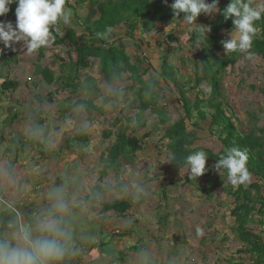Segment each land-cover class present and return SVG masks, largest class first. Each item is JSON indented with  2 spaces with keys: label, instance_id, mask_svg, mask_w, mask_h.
I'll return each instance as SVG.
<instances>
[{
  "label": "rangeland",
  "instance_id": "obj_1",
  "mask_svg": "<svg viewBox=\"0 0 264 264\" xmlns=\"http://www.w3.org/2000/svg\"><path fill=\"white\" fill-rule=\"evenodd\" d=\"M77 1L73 0L72 4ZM250 2L254 7L264 6V0ZM85 6L88 9V3ZM216 13L211 16L201 14L196 24H189L182 18L157 25L149 35H145L141 28L134 32V37L126 35L125 30H117L120 38L115 39L116 43L124 44L131 55V62H135L138 56L141 58L139 70L142 79L156 80L157 98L166 105L165 114L171 122L184 115V101L178 88L172 83L168 85L160 77V64L167 55L170 64L180 68L177 77L185 86L190 101L195 102L198 97L207 102L210 86L206 82L197 86L195 81V62L203 55V42L191 43L189 33L197 25L209 27V21ZM77 29L85 30L80 26ZM235 31L231 33L235 34ZM170 34H174L175 41L168 39ZM222 37H229V34L222 31ZM217 53L226 55L223 45ZM75 60L76 52L72 43L67 41L62 48L56 47L55 52L49 51L45 63L57 76L63 73L68 62L74 64ZM148 66L149 72L144 73V68ZM34 70L35 66L30 70L24 65L15 67L17 74L34 77L33 82L28 84L22 76H19V81L11 77L14 79L11 81L18 82L21 87L9 89L11 116L8 121H11V132H8V124L5 123L4 130L0 131V144L7 141L14 146L11 140L14 138L19 148L16 151L10 147V154L0 159V184H3L0 206L11 207L20 220L21 215L30 217L32 223L34 211L31 204L42 210L43 199H47L52 203L53 212H60L61 215L67 212L69 204L73 216H85L95 224L91 225L93 236L82 242L86 241L84 244L89 246L80 244L84 248L99 244L100 231L105 233L104 243L111 240L108 232L112 230L130 232L124 237H114L103 246L104 249L98 245L97 254L87 257L90 260L93 258L96 264H256V254L249 251L251 245L239 237L232 214L236 204L228 189L236 190L238 186L234 187L225 174L221 177L210 157L207 159L210 164L208 171L199 178L190 179L189 165L176 174L167 171L170 153L168 140L162 138L164 125L158 114L148 110L144 114L145 126L137 127L136 115L140 104L136 91L141 85L130 77V73L108 85L103 80L97 61L92 70L80 71L77 79L82 82L93 76L96 85L89 92L81 90L71 95L72 88L64 90L59 82H38L39 77L32 73ZM70 74L75 76L74 69ZM131 85L134 89L129 87ZM0 90L7 91L1 89V85ZM221 90L219 101L238 129L258 134L264 128V59L237 53L235 62L226 66ZM90 98L97 107H90L87 103L75 104L77 99ZM199 108L193 110L192 117L185 118L187 129L196 131L195 146L201 145L217 153L223 147L219 133L216 128H209L210 114L203 119L199 113L200 110L211 113V109L202 104ZM42 119L44 122L41 124ZM82 130L87 132V141L75 139ZM122 130L140 138L142 147L135 152L132 162H122L119 168L104 170L106 163L101 158L102 154L107 153ZM9 133L11 138L8 139ZM2 135L6 140L1 138ZM68 142L69 147L66 146ZM15 158L17 162L11 168V174L4 173L6 162H13ZM96 186L101 187L102 192L93 194ZM130 196L132 207L126 216L101 211L103 204ZM87 197L88 200H85ZM141 199L143 201L138 203ZM57 202H62V209L56 207ZM45 208L51 213L49 207ZM103 220L105 224L102 227ZM248 226L264 240L257 212L253 213ZM11 228H16V225H11ZM76 231L71 233L72 238H83L84 234L77 236ZM7 238L11 243V237L7 235ZM16 239L18 243H27L18 248L30 247L31 240H25L19 233ZM135 244L142 246L141 251L134 250L124 262H120L121 252ZM81 252H85L84 249ZM74 253L69 248L58 260L63 258L64 264L74 263L75 260L92 264ZM104 254L107 263L100 262Z\"/></svg>",
  "mask_w": 264,
  "mask_h": 264
},
{
  "label": "trees",
  "instance_id": "obj_2",
  "mask_svg": "<svg viewBox=\"0 0 264 264\" xmlns=\"http://www.w3.org/2000/svg\"><path fill=\"white\" fill-rule=\"evenodd\" d=\"M80 1V2H79ZM211 2V0H209ZM89 13L83 24L84 31L80 35L72 29L68 28L65 34H57L55 42L57 45H63L67 41L71 42L76 52V60L71 64L68 62L67 67L64 68L57 78V82L61 83V87L65 89L72 88L71 95L78 92L91 90L96 85V78L93 76L87 77L85 80L77 81L78 73L80 71L89 69L92 70L98 61V68L103 77V80L108 85L113 84L115 81L123 78L125 74L130 73L133 80L141 86L137 89V97L139 99L140 111L136 115L137 127H144V114L150 110L158 114L163 128V140H168L167 148L170 155H175L179 160L170 161L167 171L171 174H176L186 167L188 164L186 158L188 155L197 152H204L208 157L216 163L219 158L226 154L227 150L232 147H237L244 151L247 155V168L250 173L249 181L246 184L239 185L236 190L229 188L228 192L234 197L235 208L232 214L235 217L236 228L239 237L248 242L251 247L249 251L256 254V264H264V240L260 234L255 233L248 226L253 213L259 214V224L262 226L264 233V128L259 130L256 134L254 131L244 133L239 130L235 122L223 107V103L219 101L222 96L221 82L226 72V66L235 62V55L237 53H230L225 56L218 55L217 51L220 50L221 41L229 37H222V31L226 34L234 31L233 22L231 19L225 20L223 10L231 2V0H219V11L214 17H211L209 23L210 31L206 34L198 32L196 28L193 32L189 33V41L193 44L202 41L203 55L198 62H195V81L197 86L206 82L210 86V93L207 102L196 98L195 102H191L187 96L185 86L178 80V73L181 71L179 67L171 65L168 56H164L160 64L159 75L168 85L171 83L178 88L181 98L183 99L184 115L171 122L169 117L165 114L166 105L163 104L155 92L157 86L156 80L150 79L145 81L141 77L140 64L141 58L138 56L135 62H131V55L127 52L123 43H116L117 38H120V30H125L126 35L134 37V32L141 28L145 35L151 34L157 25L171 23L173 20L179 21L184 18V13L176 17L170 5L173 0H78L77 4L87 3ZM204 29L203 24L199 25ZM259 29L258 34L254 37L253 45L250 50L251 57H262L264 59V16L261 20L256 22ZM116 30V32H115ZM118 30V31H117ZM171 41H175L174 34L168 36ZM120 40V39H119ZM143 41V39H141ZM249 55V54H248ZM183 59L184 57L181 56ZM6 59L3 58L2 61ZM74 69L75 76L72 77L70 72ZM150 66L144 68L143 72L148 73ZM45 80L48 84L54 82V73L49 68H45ZM18 86V83L11 80H4L1 88L11 89ZM134 89V85L129 86ZM117 96V95H116ZM115 96V97H116ZM87 103L90 107H97L90 99H77L75 104ZM194 103V104H193ZM203 105L205 108L211 109L209 111H199L200 116L206 119V114H210V130L216 128L219 133V138L222 142V149L214 153L211 149L203 146H195L196 131H188L185 118L192 117L193 110L200 109L199 106ZM16 117V114L13 115ZM119 120V119H118ZM132 121L133 118H128ZM44 120H40L42 124ZM196 126L197 123H194ZM134 130V128H133ZM86 131L82 130L77 133L75 139L79 141H87ZM110 134V132H107ZM107 135V134H106ZM14 146L11 150L18 151L19 144L12 138ZM141 140L135 134H127L125 130L119 131L116 136V141L109 146L106 154H102V160L106 163L104 170L107 168H119L122 162H132L136 151L140 150L142 145ZM67 147L70 146L68 142ZM22 149V148H21ZM17 159L6 166H14ZM209 165V166H208ZM210 167V164H206ZM227 176V170H223ZM251 178H253L252 181ZM102 192V188L96 186L93 189V194ZM88 200V197L85 199ZM141 199L138 203H141ZM49 207L45 204L42 210L36 208L37 213L42 217L47 216L46 208ZM132 207V196L126 199H116L109 204H103L102 212H117L120 216H126L129 209ZM48 211V209H47ZM12 213V212H11ZM75 224L74 229L77 230V236L84 234L83 238L75 239L77 248L86 238L93 236V222L83 216H74ZM105 221L102 222V227ZM97 228V227H96ZM90 230V231H89ZM101 238L99 244H93L91 250H96L97 246L104 249L103 246L109 244L114 237H124L130 235V232H119V230H112L109 233L111 240L104 243V231H100ZM4 244V243H2ZM142 246L135 244L129 248H125L120 254V262H124L128 254L136 251H141ZM105 253V250H104Z\"/></svg>",
  "mask_w": 264,
  "mask_h": 264
},
{
  "label": "clouds",
  "instance_id": "obj_3",
  "mask_svg": "<svg viewBox=\"0 0 264 264\" xmlns=\"http://www.w3.org/2000/svg\"><path fill=\"white\" fill-rule=\"evenodd\" d=\"M164 2L167 3V0ZM13 3L17 4L15 25L11 21L0 20V53L3 52V45L15 51L13 45L20 41L24 42L28 52H34L45 47L54 38L52 35L53 27L60 21L64 23L70 21V13L65 8L66 0H0V17L5 16L10 11V5ZM170 7L176 17L184 13V20L189 24H196L197 18L201 14L211 16L220 10L219 0H211V2L209 0H173ZM223 14L225 20H232L233 28L236 30L235 34L230 32L229 38L221 41L226 55L229 53H248L250 56L254 37L259 31L256 22L264 16V6L254 7L250 0H231L224 8ZM196 30L206 34L210 28L201 29L197 25ZM60 34L63 35V33ZM207 159L208 155L202 151L187 156L186 162L190 166L188 171L190 179L199 178L208 171ZM247 159L244 151L232 147L219 158L214 168L221 177L224 175L223 170H227L228 181L234 187L243 185L250 178ZM176 160L179 159L174 154L170 155L168 159L169 162ZM56 207L62 209V202H57ZM5 209L14 215L16 222L14 229H20V235L25 240H30V232L33 227L29 222H23L24 215H21L22 220H20L11 207L5 206ZM47 213L49 212L47 211ZM37 215L34 211L35 221ZM11 225L13 224H9L10 228ZM37 228L36 231L41 237L31 240L28 248H9L7 245H0V264H47L49 261L62 257L64 248L60 240L57 239L61 232L57 222L54 219H45L40 223V230ZM41 231L51 235L41 234ZM199 231L198 228L197 232L199 233Z\"/></svg>",
  "mask_w": 264,
  "mask_h": 264
},
{
  "label": "crops",
  "instance_id": "obj_4",
  "mask_svg": "<svg viewBox=\"0 0 264 264\" xmlns=\"http://www.w3.org/2000/svg\"><path fill=\"white\" fill-rule=\"evenodd\" d=\"M72 1L73 0H66V3H65V8L70 13V21L68 23H64L63 21H60V22H58L57 25H55L53 27L52 35L54 38L51 40V42L47 46L41 47L40 49H38L34 52H28L27 47H26V45H24L23 41L17 42L13 45V48H15V51H13L11 48H6L3 45V52L0 53V85L6 79H8V80H14L15 79L16 81H19V76L24 77V74H17V72H15V67L20 66V65H24L29 70H30V67L35 66L36 70H34L32 73L36 74L39 77L37 80L40 83H47V81L45 80V77H44L45 74L43 73V71L45 68H49L50 71L52 73H54V82H57V78L59 77L60 74H58L56 76L55 72H53V70L48 65H46L47 62L45 63L46 59L48 58V52L49 51L55 52L56 47H60V48L63 47V45H57V43L55 42V38H56L57 34H60V33L65 34V32L68 28L74 29L78 35L83 33L82 31H79L77 28L79 26L84 27L83 24H84V22L88 16V13H89V10L85 6L86 3L84 5H78L77 3H75L73 5ZM16 7H17V4L14 5L13 10L11 11V14L9 16V18H10L9 21H11L14 25L16 22V13H15ZM3 17L4 16L0 17V20H2ZM80 22H82V23L80 24ZM0 49H1V44H0ZM3 58L6 60L2 61ZM15 59H16V63H15ZM61 63H62V59L60 58V64ZM4 68H5V70H4ZM11 77L14 79H11ZM24 78H26V81H25L26 84H28L29 81L33 82L32 80H34V77L32 75H29V74H27ZM18 86L21 87L20 85H18ZM1 89H4V88H1ZM10 94H11V90H9V89H7L6 92L3 90L2 91L0 90V131L4 130L3 125L5 123H7L8 124V132H11V121H8L9 116H11V97H10ZM4 128H5V126H4ZM7 135H8V137H7L8 139L11 138V133H9ZM4 137L5 136L2 135L1 138L3 140H6ZM5 142H7V141H3L0 144V147H2L0 150V159H2L1 157L3 155L10 154L11 144H10V142H7L8 144L5 145ZM6 163L10 164L11 161L6 162ZM3 172L10 175L11 174V166L7 167L5 164L3 167ZM1 178H2V176H1ZM2 188H3V184H0V195L2 194ZM44 204L48 205L49 208L51 209V213H49L47 216L42 217L41 215L38 214L36 217V221L34 219V220H32L33 221L32 223H31L30 217L25 216V215L23 217V222L24 223L29 222L30 225H32V227H33L31 232H30V234H31L30 240H35V239L41 237L38 235L36 228L38 227L37 229L40 230V223L42 220L54 219L57 222L59 228L61 229L60 235L57 237V239L60 240V242L64 248V251H67L70 248V252L75 251V253H74L75 256H77V253H78V255L81 258L83 257V258H85V260L92 262V264H96L95 262H93L94 261L93 258H92V260H90L87 257L90 255L91 256L95 255V253L97 254V252H95L94 250H91V248H84L81 245H79L77 248H75L76 241H75V239L72 238V235H71V233L75 230L74 229L75 218L71 214L72 210L69 211V209H70L69 204H67L68 205L67 212L63 213L62 215L60 214V212L59 213L53 212L52 203L48 202L47 199H43L42 207ZM1 207H4V206L1 204L0 208ZM21 207H24V206L21 205ZM31 207L33 208V211H35L37 213L36 208H34V206L32 204H31ZM39 216H41V217H39ZM10 223L14 224V225L16 224L14 215L12 213H10L9 210L1 208V211H0V245H7L9 248H18L22 244L26 245L27 244L26 242H24V243H22V242L18 243L17 242L18 240L16 239V234H18L20 232L19 231L20 229L10 228L9 227ZM41 234L51 235L49 233H44L42 231H41ZM7 235H9L11 237V243H9L10 241L8 240V238L6 239ZM44 235H42V236H44ZM2 243H4V244H2ZM87 246H89V245H87ZM83 249L85 252H81V250L83 251ZM88 250H90V251H88ZM62 261H63V258H61L60 260L56 259V260H53L51 262H52V264H64ZM112 261H114V260H112ZM100 262H106L107 263L106 254L103 255V258L100 260ZM82 263L81 262L79 263L77 260H75L74 263H70V264H82Z\"/></svg>",
  "mask_w": 264,
  "mask_h": 264
},
{
  "label": "built area",
  "instance_id": "obj_5",
  "mask_svg": "<svg viewBox=\"0 0 264 264\" xmlns=\"http://www.w3.org/2000/svg\"><path fill=\"white\" fill-rule=\"evenodd\" d=\"M14 4L15 3H13V4L10 5V11L12 10V7L14 6ZM10 11L3 17V19H2L3 21H5V22L9 21V19H10L9 18Z\"/></svg>",
  "mask_w": 264,
  "mask_h": 264
}]
</instances>
